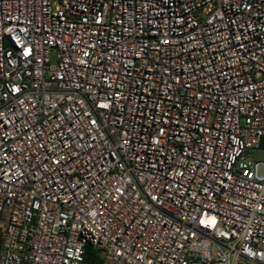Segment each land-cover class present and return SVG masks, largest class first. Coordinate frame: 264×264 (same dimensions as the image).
Listing matches in <instances>:
<instances>
[{
	"label": "built area",
	"instance_id": "obj_1",
	"mask_svg": "<svg viewBox=\"0 0 264 264\" xmlns=\"http://www.w3.org/2000/svg\"><path fill=\"white\" fill-rule=\"evenodd\" d=\"M263 141L264 0H0V264H264Z\"/></svg>",
	"mask_w": 264,
	"mask_h": 264
},
{
	"label": "rangeland",
	"instance_id": "obj_2",
	"mask_svg": "<svg viewBox=\"0 0 264 264\" xmlns=\"http://www.w3.org/2000/svg\"><path fill=\"white\" fill-rule=\"evenodd\" d=\"M255 159L264 160V149H259L255 151ZM239 264H246V263H239Z\"/></svg>",
	"mask_w": 264,
	"mask_h": 264
},
{
	"label": "trees",
	"instance_id": "obj_3",
	"mask_svg": "<svg viewBox=\"0 0 264 264\" xmlns=\"http://www.w3.org/2000/svg\"><path fill=\"white\" fill-rule=\"evenodd\" d=\"M262 148H264V141H263V143H262ZM89 250L91 251V249H89ZM90 251H89V252H90ZM89 255H90V253H89ZM88 260H89V261H94V259H92V257H90V256L88 257Z\"/></svg>",
	"mask_w": 264,
	"mask_h": 264
}]
</instances>
